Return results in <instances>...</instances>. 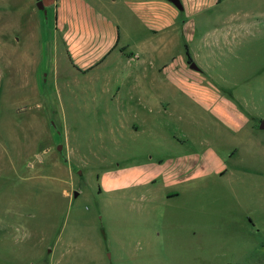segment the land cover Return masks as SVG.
<instances>
[{
    "label": "rangeland",
    "instance_id": "obj_1",
    "mask_svg": "<svg viewBox=\"0 0 264 264\" xmlns=\"http://www.w3.org/2000/svg\"><path fill=\"white\" fill-rule=\"evenodd\" d=\"M17 1L0 0V264H264V0H183L176 56L189 46L204 73L184 79L212 88L200 114L215 118L186 122L174 100L186 93L167 92V112L151 114L164 138L138 139L124 76L34 62L49 38L21 33ZM163 68L148 81L173 78ZM137 160L146 185L117 180Z\"/></svg>",
    "mask_w": 264,
    "mask_h": 264
},
{
    "label": "crops",
    "instance_id": "obj_2",
    "mask_svg": "<svg viewBox=\"0 0 264 264\" xmlns=\"http://www.w3.org/2000/svg\"><path fill=\"white\" fill-rule=\"evenodd\" d=\"M42 2L44 10L37 6V0H18L12 9L18 14L17 21L20 23L21 33L25 27L27 31L31 27L34 35L36 34L35 37L41 38L43 34H47L49 38L47 47L34 53L32 59L34 62L38 59L40 63L45 59L47 61L51 59V64L53 66L61 64L65 73L82 77L93 76L98 79V76L102 75H123L124 77L117 79V85L129 83L130 100L138 107L130 110V121L135 124L130 128L133 139L144 136L147 131L164 138L161 129L167 121L161 120V116L153 118L151 114L153 111L161 114V110L165 108L164 103L170 105L169 103L173 102L166 98L167 92L171 96H178L180 92L182 95L186 93L185 101L183 98L179 101L174 99L178 103L177 112L183 113L186 110L185 106L191 108L186 122L187 120H191L192 123L200 120L213 122L215 117L209 116V113L200 114V111H209L203 108L210 109L218 101L212 88L198 86L189 78L184 79V76L188 75L186 60L176 56V49L182 42L179 18L183 13L171 2L168 0H42ZM184 8L185 11L191 9L186 4ZM162 67L172 68L173 78L165 79L166 82L160 85L148 81L149 72H159ZM155 90L160 94L164 93L155 94ZM164 112H167L166 108ZM223 117L230 122H236L229 115ZM179 118L183 123L185 117L180 114ZM141 125L143 130L140 131ZM193 133L196 135L198 131H193L192 136ZM135 162L131 167L123 169L117 180L124 175L129 184L146 185V178L151 172L145 167L144 161ZM180 165L183 167L182 163ZM198 176L199 174H195L178 179L177 174L172 173L170 178L178 179L173 180L176 186L192 191L195 185L192 183H198L196 180ZM188 190L185 191L188 193ZM172 198L179 201L186 199L190 202L197 199L192 193L182 194L180 191Z\"/></svg>",
    "mask_w": 264,
    "mask_h": 264
},
{
    "label": "flooded vegetation",
    "instance_id": "obj_3",
    "mask_svg": "<svg viewBox=\"0 0 264 264\" xmlns=\"http://www.w3.org/2000/svg\"><path fill=\"white\" fill-rule=\"evenodd\" d=\"M181 1H182L183 6H184L183 0H181ZM181 12L184 13L185 12V8ZM185 50H186V57H187L186 58V67H187V69L188 70H192V72H198V73H202L203 74L204 73L203 69L202 68L199 69L196 66V64L194 63L195 61H194V59H193V57H192V55L190 53L189 46L187 44L185 45ZM262 122L263 121H261V125H262ZM261 129H262V127H261ZM262 130H264V129H262ZM74 196H75V194H74Z\"/></svg>",
    "mask_w": 264,
    "mask_h": 264
},
{
    "label": "water",
    "instance_id": "obj_4",
    "mask_svg": "<svg viewBox=\"0 0 264 264\" xmlns=\"http://www.w3.org/2000/svg\"><path fill=\"white\" fill-rule=\"evenodd\" d=\"M168 1L171 2L178 10L182 11L184 9L181 0H168ZM37 2H38L37 6L40 8V10H44L43 2H41V0H37ZM261 127L262 129H264V121L262 122ZM75 196H77V193H75Z\"/></svg>",
    "mask_w": 264,
    "mask_h": 264
}]
</instances>
